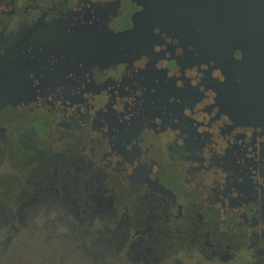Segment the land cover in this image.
<instances>
[{"label": "flooded vegetation", "instance_id": "obj_1", "mask_svg": "<svg viewBox=\"0 0 264 264\" xmlns=\"http://www.w3.org/2000/svg\"><path fill=\"white\" fill-rule=\"evenodd\" d=\"M201 10L0 0V264H264L263 46Z\"/></svg>", "mask_w": 264, "mask_h": 264}, {"label": "water", "instance_id": "obj_2", "mask_svg": "<svg viewBox=\"0 0 264 264\" xmlns=\"http://www.w3.org/2000/svg\"><path fill=\"white\" fill-rule=\"evenodd\" d=\"M143 5L146 7V3ZM201 5L204 28L205 26L209 28L210 23H213L218 31V37L226 36L228 29L244 30L247 36L255 37L259 45L263 46V49L260 48V53H264V0H201ZM142 16H146V11ZM133 34L134 31H129L116 38L121 43L127 44ZM245 55L243 65H250L254 61L264 66L262 58L253 59L251 52H245ZM260 79L258 84L249 85L246 100L250 109L261 110L264 118V74L260 75Z\"/></svg>", "mask_w": 264, "mask_h": 264}, {"label": "rangeland", "instance_id": "obj_3", "mask_svg": "<svg viewBox=\"0 0 264 264\" xmlns=\"http://www.w3.org/2000/svg\"><path fill=\"white\" fill-rule=\"evenodd\" d=\"M49 243L39 244L34 240L29 241L21 249L22 253L17 252L14 255L12 260L15 259V261L8 264H83L68 245H62L55 240L49 241ZM21 254L23 257L20 256Z\"/></svg>", "mask_w": 264, "mask_h": 264}]
</instances>
